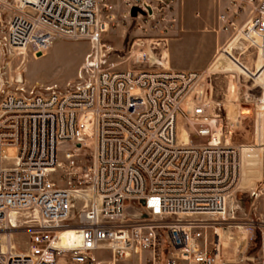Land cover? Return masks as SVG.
Here are the masks:
<instances>
[{"label": "built area", "instance_id": "obj_1", "mask_svg": "<svg viewBox=\"0 0 264 264\" xmlns=\"http://www.w3.org/2000/svg\"><path fill=\"white\" fill-rule=\"evenodd\" d=\"M225 1L220 30L234 32L214 61L233 42L264 53V0H245L255 5L237 28L241 4ZM121 2L146 12L143 0ZM146 2L152 16L137 17L172 29L176 0ZM102 12L100 0H0V264H117L141 253L145 264H239L222 257L216 230L231 228L227 223L234 220L244 149L226 139L228 114L212 96L213 63L202 71L158 62L118 70L92 58L81 69L87 79L76 86L9 91L1 66L6 54H42L58 40L97 48L107 29ZM137 58L144 61L142 53ZM262 84L250 103L264 106ZM262 125L264 111L256 107L252 148L263 143ZM62 145L67 164L58 157ZM86 147L83 187L57 186L51 176L66 169L75 178L77 153ZM6 148L16 149V158L9 159ZM250 195L257 197L256 189ZM76 199L83 207L71 219ZM10 214L21 222L11 223ZM258 223L264 231V210ZM68 231L78 234L75 245L60 242ZM22 235L25 252L16 249Z\"/></svg>", "mask_w": 264, "mask_h": 264}, {"label": "rangeland", "instance_id": "obj_2", "mask_svg": "<svg viewBox=\"0 0 264 264\" xmlns=\"http://www.w3.org/2000/svg\"><path fill=\"white\" fill-rule=\"evenodd\" d=\"M19 1L23 3L24 0ZM180 1L182 3L179 6L176 5L174 11V16L177 19L176 24H173V28L170 29L169 23L157 22L159 19L148 20L143 16L131 18L129 6L124 5L121 0H100V8L103 9L102 15L107 22V29L102 34L99 47H93L89 41L85 40H58L42 54H33L30 51H12L1 60V66L4 65L6 69L4 79L9 83V91L35 94L44 92L48 88L64 90L69 86H76L87 79V75L81 69L92 58L99 59L101 63L115 65L118 70L144 69L155 64V61L161 62V58L167 51L172 67L179 70L197 69L209 55L208 50L212 41L217 42L215 40L217 32L220 35L218 47L223 49L234 31L230 30L228 33L219 31L216 21L217 14H215L214 22L210 25L206 24L198 33L202 38L200 46L195 39V33L200 29L198 26L200 22L212 21L214 8L211 1ZM235 1L241 4L242 9L233 20L237 28L247 19L255 4H247L245 0ZM105 6H111L112 9L106 10ZM197 15L199 18H196ZM110 16L113 17L112 21L107 19ZM181 16L182 29L179 27ZM228 52L229 55L226 52L224 55L226 57L222 56L221 61H218L214 66V70H217L220 64L224 65V68H220L215 75L212 96L215 102L225 108L224 111L222 109L223 116L228 114L229 126L225 133L229 144L244 149L241 154V170H245V174L240 180V189L232 207L234 220L227 223L231 228L223 227L221 231L216 230V236L222 240L221 254L226 260L236 261L239 264H264V231L258 223L264 210L262 195L264 188V139L263 143L257 146L258 149L252 148L254 147V110L256 107H261V111H264V106L248 101L252 97L257 98L261 95L264 80V74L261 71L263 63L257 62L256 73L251 75L250 71L247 72L244 67L238 66L230 55L238 58L242 64L247 65L254 72L257 55L255 50L249 47L248 43L241 41ZM141 53L143 62L137 58ZM146 58L151 61H147ZM225 58H227V62L224 61ZM246 76L252 77L253 80ZM238 113L241 116L237 123ZM228 130L231 132L230 135H228ZM262 134L264 137V125H262ZM66 148L67 146L62 145L58 151V157L64 164L67 162L63 158L65 151L62 150ZM77 154L78 163L76 169L73 170L76 172L75 178L70 176L66 169H58L51 176V180L60 188L83 187L78 181L82 182L85 178V168L90 162V148H83ZM5 155L13 160L17 156V150L6 148ZM252 189H256L257 197H251ZM82 207L83 201L76 199L70 218L75 219ZM15 218L16 216L11 217L13 224H15ZM213 237L214 232L210 230V243L213 241ZM26 241V235L18 238L17 251H26ZM145 257V253H141L119 260L117 264H145ZM106 259H109V256Z\"/></svg>", "mask_w": 264, "mask_h": 264}, {"label": "crops", "instance_id": "obj_3", "mask_svg": "<svg viewBox=\"0 0 264 264\" xmlns=\"http://www.w3.org/2000/svg\"><path fill=\"white\" fill-rule=\"evenodd\" d=\"M211 1V5H212V7L214 8L213 9V11H212V15H213V17H212V21L211 22H205V23H202V22H200L199 24H198V26H199V30L198 31H196L197 33H195L196 35V40H197V43L200 45V40H202V38H201V36H199L198 35V33L200 32V31H202V29L205 27V25L206 24H208V25H210V24H212L213 22H214V15L215 14H217V17H216V21H217V24H218V26H219V31H221L220 30V24H219V21H218V16L221 14V13H223V11H224V9L226 8V6L228 5V2L227 1H225V0H210ZM180 3H182L180 0H176V5H180ZM196 17V16H195ZM196 18H199V15H197V17ZM176 21H177V19H176ZM185 26V25H184ZM179 27H180V29H182V16H181V19H180V21H179ZM223 34V33H222ZM224 35V34H223ZM219 39H220V35H218V32H217V35H216V37H215V40L217 41V42H215L214 40L212 41V43H211V46H210V48H209V55L206 57V59H204L202 62H201V64L199 65V67L197 68V69H195V70H192V69H185V70H179V69H176L175 67H172V63H171V60L169 59V56H168V53H167V51H166V53H164V56L161 58V62H159L158 61V63H160V64H162L164 67H166V68H170V69H172V70H175V71H202V70H204V69H206L207 67H209L212 63V66H213V68H214V66L218 63V61H221V57L223 56V57H226V56H224V55H226V54H224L223 53V55H219V57L214 61V59L217 57V53L219 52V47H218V43H219ZM224 39H225V37H224ZM170 40V39H169ZM169 40L167 41V43L169 42ZM201 46V45H200ZM234 48L235 47V42H233V43H231V44H229L228 46H227V50L225 51V52H227V55H229V52H228V50H230V49H232V48ZM166 49H167V44H166ZM255 53L257 54V52L255 51ZM214 61V62H213ZM224 61H226L227 62V58H225L224 59ZM156 62V61H155ZM263 63V67H264V53L263 52H259L258 53V55H256V59H255V62H254V72L256 71V69H255V67H256V63ZM244 65V64H243ZM244 67L248 70V71H250L251 73H254L253 72V70H251L247 65H244ZM263 67L261 68L262 70L261 71H263ZM220 68H224V65H222V64H220V65H218V68H217V70H219ZM255 74V73H254ZM225 109V108H224ZM240 114V113H239Z\"/></svg>", "mask_w": 264, "mask_h": 264}, {"label": "bare ground", "instance_id": "obj_4", "mask_svg": "<svg viewBox=\"0 0 264 264\" xmlns=\"http://www.w3.org/2000/svg\"><path fill=\"white\" fill-rule=\"evenodd\" d=\"M20 2V1H19ZM232 48V47H231ZM233 89V88H232ZM245 174V170H241L240 171V180L242 179L243 175ZM16 216L14 223L17 224V222H21L22 218L15 215V214H10L9 215V220L12 223L11 217ZM77 237L78 234L74 231H68V232H64V234L62 235L60 242L61 243H72V244H76L77 243Z\"/></svg>", "mask_w": 264, "mask_h": 264}, {"label": "water", "instance_id": "obj_5", "mask_svg": "<svg viewBox=\"0 0 264 264\" xmlns=\"http://www.w3.org/2000/svg\"><path fill=\"white\" fill-rule=\"evenodd\" d=\"M143 7L146 9V12L143 11L142 9L138 8V7H132L130 9V17L131 18H135L138 16V14H141L143 16H148V17H151L152 16V10H151V7L150 5L146 2V0H143ZM143 218L146 217L145 214L142 215Z\"/></svg>", "mask_w": 264, "mask_h": 264}]
</instances>
